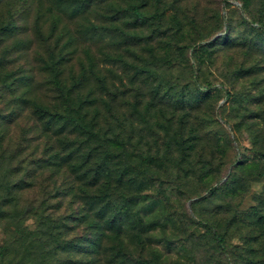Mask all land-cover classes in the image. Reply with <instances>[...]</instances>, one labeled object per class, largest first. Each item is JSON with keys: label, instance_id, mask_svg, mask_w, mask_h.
Returning <instances> with one entry per match:
<instances>
[{"label": "rangeland", "instance_id": "rangeland-1", "mask_svg": "<svg viewBox=\"0 0 264 264\" xmlns=\"http://www.w3.org/2000/svg\"><path fill=\"white\" fill-rule=\"evenodd\" d=\"M250 9L264 21V0ZM10 12L24 33L0 36V264H264V33L241 0H0V20ZM54 60L73 102L96 95L85 109L87 120L99 114L96 129L138 142L139 169L171 137L192 146L180 165L175 144L152 168L157 202L140 214L153 210L157 224L144 244L128 242L130 257L91 251L71 178L48 168L47 152L68 153L77 139L55 135L59 124L44 130L32 112L30 99L67 107L45 67Z\"/></svg>", "mask_w": 264, "mask_h": 264}, {"label": "trees", "instance_id": "trees-1", "mask_svg": "<svg viewBox=\"0 0 264 264\" xmlns=\"http://www.w3.org/2000/svg\"><path fill=\"white\" fill-rule=\"evenodd\" d=\"M241 1L245 13L250 14L249 19L246 21L255 22V26L260 32L264 33V21L259 14L262 13V9L251 12V0ZM13 9L12 7L11 10L13 11ZM38 10L40 9L38 8ZM130 10L135 20H146V15L139 11L138 6H130ZM13 17H15L14 12H10L6 22L0 20V36L14 29L15 32L19 30L20 34L24 33L23 29L22 31L19 29L18 24L16 26V23L10 22L11 25H9V21ZM39 17V15L35 17L34 36L41 38V32L37 30L38 27L36 26ZM31 42H33V38ZM57 64L58 60H54L51 64L45 63V67L56 70L52 73L51 82L58 92L59 102L62 101L67 104V107L63 109L64 112H51L48 106H43L32 99H30V105L32 106V112L41 121L44 130L51 129L52 125L59 124L58 130L54 131L55 135L60 137L61 134L68 132L74 134L77 139L71 143L72 149L68 153L61 155L58 151L51 152V154L47 152L49 158H43H48L46 160L48 168L53 165L58 169L57 173L62 171L71 178L69 179L71 182L69 186L71 187L66 194H72L76 201L80 203L79 209L84 211L79 217L89 223L91 233L89 234L88 243H93V250L91 249V251H97L101 255L111 251L116 255L115 257H130L132 246L128 242L133 243V245L134 243L144 244L145 238L143 235H148L157 224V220H150L152 217H150V213L153 210L146 214H140L145 206L151 208L157 202V200L152 199V196H154L152 192L148 191L155 187L157 180L152 168L158 167L159 163L163 164L169 159L171 152L174 151L173 145L175 144L180 152L178 159V165H180L186 159L188 150L192 146H188L186 144L188 140L182 139L181 136L174 139L171 137V141L164 142L166 148L164 155L161 157L143 156L141 159L144 160L145 164L147 163L146 165L149 168L139 169V161H136L138 142L137 145L130 140L124 142L118 139L119 134L110 137L106 130L103 132L96 129L95 126L98 122L95 121L94 117H98L99 114L96 113L87 120L88 113L85 111L86 107H93L97 103L96 95L93 98L85 96L73 102L71 89L64 86L59 78ZM42 70L45 69L42 67ZM31 81L32 76L28 78V82L29 86L33 87ZM83 81L84 75H81L75 86H80ZM194 81L196 82L195 78ZM202 91V94H207L209 88L202 89ZM134 109H136V106ZM144 121L147 122L148 120ZM181 122V127L184 129L186 122ZM165 130L166 136L171 131V123ZM59 141L63 142L64 139L62 138ZM129 145L132 147L131 150L128 148ZM54 148H51V151ZM18 186H20L19 182L11 184L12 188ZM140 203L141 206L139 207ZM199 222L212 231L216 245L223 252H226L224 236L210 222L206 220H200ZM18 232L22 235L27 231L19 227ZM125 264L132 263L127 260Z\"/></svg>", "mask_w": 264, "mask_h": 264}]
</instances>
